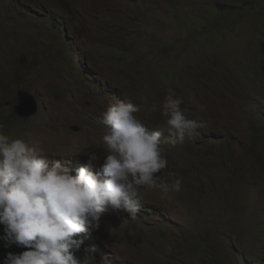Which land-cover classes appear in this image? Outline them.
I'll use <instances>...</instances> for the list:
<instances>
[{
  "label": "rangeland",
  "instance_id": "rangeland-1",
  "mask_svg": "<svg viewBox=\"0 0 264 264\" xmlns=\"http://www.w3.org/2000/svg\"><path fill=\"white\" fill-rule=\"evenodd\" d=\"M262 41L264 0H0V264H264Z\"/></svg>",
  "mask_w": 264,
  "mask_h": 264
},
{
  "label": "water",
  "instance_id": "water-1",
  "mask_svg": "<svg viewBox=\"0 0 264 264\" xmlns=\"http://www.w3.org/2000/svg\"><path fill=\"white\" fill-rule=\"evenodd\" d=\"M18 103L15 112L18 116L28 117L34 114L38 107L33 95L25 90L18 91Z\"/></svg>",
  "mask_w": 264,
  "mask_h": 264
},
{
  "label": "clouds",
  "instance_id": "clouds-1",
  "mask_svg": "<svg viewBox=\"0 0 264 264\" xmlns=\"http://www.w3.org/2000/svg\"><path fill=\"white\" fill-rule=\"evenodd\" d=\"M131 47H132V46H131ZM20 90H24V89H20ZM18 91H19V90H18ZM18 91H17V93H18ZM25 91L29 92L28 90H25ZM29 93H30V92H29ZM30 94H31V93H30ZM17 95H18V94H17ZM31 95H33V94H31ZM33 96H34V95H33ZM34 98H35V96H34ZM35 100H36V99H35ZM17 103H18V102H17ZM36 103H37V101H36ZM15 107H16V106H15ZM37 107H38V103H37ZM14 110H15V109H14ZM37 111H38V109H37ZM37 111H36V112H37ZM36 112H35V113H36ZM15 113H16V112H15ZM35 113H34V114H35ZM34 114H32V115H34ZM16 115H17V114H16ZM32 115H31V116H32ZM17 116H18V115H17ZM18 117H21V118H28V117H30V116H28V117L18 116ZM81 181H82L83 183H85L86 180H85V178L82 177V178H81Z\"/></svg>",
  "mask_w": 264,
  "mask_h": 264
},
{
  "label": "trees",
  "instance_id": "trees-1",
  "mask_svg": "<svg viewBox=\"0 0 264 264\" xmlns=\"http://www.w3.org/2000/svg\"><path fill=\"white\" fill-rule=\"evenodd\" d=\"M220 6L223 7L222 5H220ZM260 52L264 55V41L261 42Z\"/></svg>",
  "mask_w": 264,
  "mask_h": 264
}]
</instances>
